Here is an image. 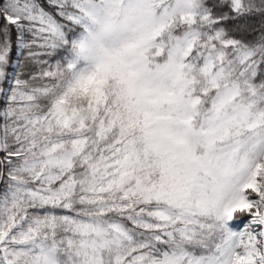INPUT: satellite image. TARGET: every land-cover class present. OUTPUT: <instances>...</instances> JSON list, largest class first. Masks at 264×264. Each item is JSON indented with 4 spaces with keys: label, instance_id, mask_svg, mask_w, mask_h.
Masks as SVG:
<instances>
[{
    "label": "snow or ice",
    "instance_id": "obj_1",
    "mask_svg": "<svg viewBox=\"0 0 264 264\" xmlns=\"http://www.w3.org/2000/svg\"><path fill=\"white\" fill-rule=\"evenodd\" d=\"M0 264H264V0H0Z\"/></svg>",
    "mask_w": 264,
    "mask_h": 264
}]
</instances>
